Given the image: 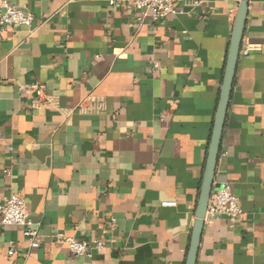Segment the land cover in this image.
<instances>
[{
  "label": "crops",
  "instance_id": "1",
  "mask_svg": "<svg viewBox=\"0 0 264 264\" xmlns=\"http://www.w3.org/2000/svg\"><path fill=\"white\" fill-rule=\"evenodd\" d=\"M7 1L33 20L0 25V195L24 199L39 245L0 224V264H184L239 0H176L158 22L118 0ZM246 41L213 188L241 212L205 217L196 264H264V0Z\"/></svg>",
  "mask_w": 264,
  "mask_h": 264
},
{
  "label": "built area",
  "instance_id": "2",
  "mask_svg": "<svg viewBox=\"0 0 264 264\" xmlns=\"http://www.w3.org/2000/svg\"><path fill=\"white\" fill-rule=\"evenodd\" d=\"M176 0H118L125 3L129 8L137 10L142 19H148L158 22L167 17L173 11V4ZM33 15L28 10L12 5L7 0H0V25L12 28L23 25H30ZM260 45L252 42L242 43L240 55H247L250 51L259 49ZM22 90L26 93H36V102L47 104L50 102L49 96L45 93L44 86L39 84L23 85ZM241 209L238 204V198L230 191L227 186L214 189L208 200L206 216L216 217L224 216L230 222H234ZM0 224L16 225L23 228V234L28 238L31 247L39 245V235L36 229L29 226L27 220V211L23 198L10 192L6 195H0ZM56 238L64 243L69 252L73 255H89L94 249L103 248L99 240L93 243L75 240L72 237L57 234ZM7 254H14L13 246H10Z\"/></svg>",
  "mask_w": 264,
  "mask_h": 264
},
{
  "label": "water",
  "instance_id": "3",
  "mask_svg": "<svg viewBox=\"0 0 264 264\" xmlns=\"http://www.w3.org/2000/svg\"><path fill=\"white\" fill-rule=\"evenodd\" d=\"M248 4L249 0H239L228 41L218 99L206 148L202 178L195 206V220L191 229L184 264H196L207 204L214 188L215 170L220 154L222 133L240 56V48L248 14Z\"/></svg>",
  "mask_w": 264,
  "mask_h": 264
}]
</instances>
